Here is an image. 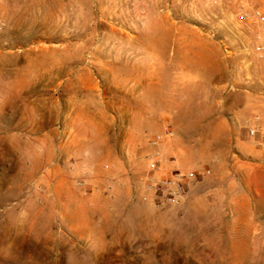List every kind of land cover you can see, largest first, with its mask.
<instances>
[{
	"label": "rangeland",
	"instance_id": "rangeland-1",
	"mask_svg": "<svg viewBox=\"0 0 264 264\" xmlns=\"http://www.w3.org/2000/svg\"><path fill=\"white\" fill-rule=\"evenodd\" d=\"M257 9L264 0H0L4 181L101 205L98 234L68 241L62 264H264L250 241L264 235V190L237 210L226 193L214 202L215 165H231L264 114ZM166 126L157 177L212 172L175 205L146 186Z\"/></svg>",
	"mask_w": 264,
	"mask_h": 264
},
{
	"label": "crops",
	"instance_id": "crops-1",
	"mask_svg": "<svg viewBox=\"0 0 264 264\" xmlns=\"http://www.w3.org/2000/svg\"><path fill=\"white\" fill-rule=\"evenodd\" d=\"M234 146L236 154L231 165L214 167L226 170L222 181L217 182L214 202L222 201L226 193L224 198L237 210L242 196L245 199L253 190L254 193L264 190V154L248 139L236 138ZM7 175L0 171V264H62V258L74 255L67 251L68 241L76 245L78 238L83 242L85 237L98 234L89 229L100 223L101 205L90 203L94 198L79 192L77 201H73L59 187H48L37 193L6 183ZM259 195L264 192L260 191ZM247 200L251 202V198ZM213 206H220V202ZM230 240L243 241L237 236H230ZM250 241L258 245L252 257H263L264 251L260 248L264 245V235H255Z\"/></svg>",
	"mask_w": 264,
	"mask_h": 264
},
{
	"label": "built area",
	"instance_id": "built-area-1",
	"mask_svg": "<svg viewBox=\"0 0 264 264\" xmlns=\"http://www.w3.org/2000/svg\"><path fill=\"white\" fill-rule=\"evenodd\" d=\"M248 15L242 16L245 20ZM252 20L264 24V13L260 10H254L251 14ZM5 23L0 22V30L3 29ZM258 44L256 51L264 59V40L261 36L258 37ZM247 136L251 143H253L259 150L264 152V114H254L247 125ZM174 137V131L171 127L166 126L161 134L150 139V146L154 149V152L147 156L148 167L152 173L147 181L146 186L149 190L154 192L162 202L166 204H179L181 199L185 196L188 186L194 182L200 181L204 177H210L212 172L206 170L204 172L185 171L180 168H176L171 176L166 178H159L156 174L161 172L165 165V158L159 148L167 141L172 140Z\"/></svg>",
	"mask_w": 264,
	"mask_h": 264
}]
</instances>
